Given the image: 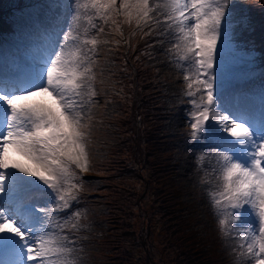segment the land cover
Segmentation results:
<instances>
[{
	"label": "snow or ice",
	"instance_id": "1",
	"mask_svg": "<svg viewBox=\"0 0 264 264\" xmlns=\"http://www.w3.org/2000/svg\"><path fill=\"white\" fill-rule=\"evenodd\" d=\"M237 5L238 0L56 4L68 11V17L48 32L47 56L24 79L0 83V248H17L19 264H79L83 252L79 241L87 239L80 235L88 227L82 223L86 209L60 214L80 203L88 183L83 174L92 170L91 122L98 107L95 98L101 94L95 85L104 74L97 57L101 45L130 43L138 30L161 37L157 41L161 45L167 42L168 59L183 70L181 102L189 97L192 107L185 136L193 147L204 146L197 155L198 168L205 174L201 183L214 186L210 202L221 235L233 241L236 264H264V109L254 126L252 117L222 109L223 95L217 92ZM257 7L264 11V0ZM114 14L125 20L118 22ZM133 20L135 29L125 39L120 23L131 26ZM110 21L120 39L104 38L111 36ZM44 95L51 100L34 99ZM9 150L26 162L12 160Z\"/></svg>",
	"mask_w": 264,
	"mask_h": 264
},
{
	"label": "rangeland",
	"instance_id": "2",
	"mask_svg": "<svg viewBox=\"0 0 264 264\" xmlns=\"http://www.w3.org/2000/svg\"><path fill=\"white\" fill-rule=\"evenodd\" d=\"M256 1L259 2V0H238L232 20L231 48L224 52L223 83L221 85L218 81L217 87V92L223 95L222 103L226 109L234 113H242L238 112L237 109L245 108L248 117L253 118L254 126H258L257 115L261 111L256 113L252 110L264 109L263 105L258 107V104H264V69L255 70L254 67H251L242 74L236 72L232 77H228L226 69L228 71L240 70L235 63V60L240 58L239 54L236 56L237 48L245 50L246 48L243 47L246 43L255 47L256 41L264 42V37L261 35L264 33V11L253 8L251 3L254 5ZM64 2L66 0H0V17L6 24L9 22V27L16 33L12 36V31L7 34L5 30L4 34H1L3 37L11 39H8L9 42L5 41V52L0 50V71L6 75H25L26 72L29 74L43 56H47L49 43L41 59L31 57L32 47L25 49L23 45L27 44V41L33 37L34 27L46 30L51 26L53 27V24L62 25L66 22L67 10L63 7H56V4ZM45 6L49 8H45ZM245 16L247 19L244 18ZM113 18L118 22L125 20L124 16L117 17L115 14ZM95 22L102 23L98 20ZM83 23L84 26L88 27L86 20ZM109 25L112 29L111 36L104 38L119 39L120 37L115 33L116 25H111V21ZM109 25H105L106 32L109 31ZM132 26H135L134 20L131 26L127 23H120L123 30ZM244 29L247 30L242 33ZM90 31L94 30L90 29ZM130 33L124 34V38L129 39ZM140 34L142 39L143 36L150 39L144 44L146 47L152 45L146 52H143L144 56L148 58L145 64L153 73L154 80H156L155 85L164 93L161 102L164 104L162 106L164 111L166 110L161 114V120H156L152 126L151 123H148L143 127L146 126L151 130L152 139L157 144L156 146L162 150V160L169 162L164 165L162 177H160L159 173L152 174L148 166L134 160L136 165L131 169L134 173L132 177L127 180H124L125 178H111L110 181H106L107 184L109 182L111 188L102 181L105 188H99L98 193H96L97 196L88 195L86 196L87 200L81 199L79 204L74 203L65 213L60 214L61 217H64L74 210L86 209L87 219L82 220V223H86L88 227L82 229L80 235L86 236L87 239L79 241V245L83 248L82 259L79 264H226V258L229 259L227 264H236V255L232 251L233 241L230 237L221 235L218 217L210 202L209 191L214 186L210 183H201L205 174L203 170L198 168L197 155L198 152L204 150V146L198 144L197 147H193L185 136L188 131L187 114L192 110V107L187 103L191 99L189 97H183L184 102H181V91L184 85L183 70L178 68L175 62L168 59L166 49L170 45L167 42L161 45L157 43L161 37ZM127 44L123 45L126 46ZM110 45H101L103 51L97 57L99 65L104 68V74L97 77L95 87L101 94L95 98L98 101V107L93 109L94 119L91 122L93 129L89 152L93 157L92 160L95 161L94 168H99L101 161L106 157L107 160L110 158L109 154L106 156V152H104V147L108 142L106 140H109L110 137L107 135L111 130L106 119L114 112L119 114L118 108L114 105L117 97L111 94L114 93L113 86L118 77L115 72L117 60L112 59V51L108 52V49L111 48ZM14 50L19 52L14 53ZM261 52L262 54L257 61L264 59V50L261 49ZM256 53L260 52L256 51ZM14 54L23 57L26 55L27 57L19 58L17 61L2 60V57L7 55L11 56L9 59H13L12 55ZM135 76L136 73H133L134 79ZM101 79L103 83H100ZM235 81L240 83L227 86ZM234 89H245V91L232 94ZM245 94L249 97L248 101L245 99ZM112 96H114L113 99ZM118 97H122L121 93ZM34 99L51 100L47 95L36 96ZM106 100L112 101L105 104ZM137 100L139 103L140 100ZM118 116L120 117V115ZM132 116H137V114L133 112ZM208 123L210 124L212 121ZM131 125V122H125L121 128H127ZM215 127L219 129L220 126L217 124ZM133 128L134 133H136V126L134 125ZM157 129L160 130L159 133ZM156 133L158 139L155 137ZM127 135L130 134L126 133L125 136ZM223 135L228 136L227 133H223ZM112 136L113 134H111V139H114L115 136ZM228 139L234 138L228 137ZM165 144L167 148H164ZM220 150H223V146H220ZM9 156L14 161L26 162L23 157L11 150H9ZM118 166L116 165L114 169H118ZM204 167L207 168V161L204 162ZM10 171L15 172L16 170L10 169ZM17 175L23 174L17 172ZM86 175L89 176V178H85L86 181L98 185L99 181L109 174L104 171L96 173L95 170L87 172ZM29 179L35 178L29 177ZM207 179H212V177H207ZM162 195L167 200L165 203L168 205V207L166 206L168 208L166 213L170 212L169 204L172 203L173 199V204L181 208L189 218L190 225L206 230L203 232L206 239L205 244L203 241L199 246L194 241H185L180 230H183L184 219L177 225V230L172 226V219H168L172 218V214H167L168 216L164 220V211L159 208ZM104 199L109 201L108 206L104 203ZM90 202L93 205H86ZM181 238L186 244L182 245ZM100 240H102V244L98 246ZM20 260L19 253L9 258L11 264H19ZM28 264H34V262H28Z\"/></svg>",
	"mask_w": 264,
	"mask_h": 264
},
{
	"label": "trees",
	"instance_id": "3",
	"mask_svg": "<svg viewBox=\"0 0 264 264\" xmlns=\"http://www.w3.org/2000/svg\"><path fill=\"white\" fill-rule=\"evenodd\" d=\"M260 2L261 0H259V2L256 1L254 5L253 3H251V5L253 6V8L259 9L257 5ZM4 23L5 21H3L2 18L0 17V34L4 32V28H3ZM128 32L132 33L133 31L128 30L125 32V34ZM261 35L264 37V33H262ZM131 36L132 38H130V43H128L126 46L121 45L117 47L114 43L111 44L110 46L112 49V53H111L112 59H114V61L115 59L117 60V62H115L117 66L115 68L116 70L115 72L118 77V79L115 81L116 83L113 86L114 93L111 94L117 97L114 105H116V107L118 108L117 111L119 114H115L114 112V114H110L108 116V119H106V122L109 123L111 130L108 132L107 135L108 137L109 136L110 137L109 140H106L108 142L104 147V152H106V156L109 154L110 156L109 160H107L106 157L104 160L101 161L100 163L101 166H99V168L97 167L94 168L95 161L92 160L93 157L91 153H89L91 168H92L91 171L96 170V173H99L100 171H104V172H108L109 175L105 176L103 180L99 181L98 185L94 183H90V181L86 183L85 184L86 191L81 193V199L84 200L88 199L86 198V196L88 195L97 196L96 195V193H98L97 190L99 188H105L104 184L105 183L107 184L106 181H110L111 178L112 179L125 178L124 180H127L129 177H132L134 173L133 170L131 169L134 168V166L136 165L134 160L138 161L144 166L145 165L148 166L149 169L152 171V174L159 173L160 177H162V171H163L162 169H164V165L165 164L167 165L169 162L166 160H162L163 158L162 150H160V148L156 146L157 144H155L154 140L152 139V133L150 132L151 130L146 128V126L145 128L143 127L145 124L148 123H151L152 126L154 125L153 123L156 120L157 121L161 120V114H163L166 111V110L164 111L162 107L164 106V104L161 102L163 100L164 93L160 90L158 86L155 85L156 80H154L153 73L151 69L148 67V65L145 64L148 61V58L147 56H144L143 53L146 46L144 45V40L142 39L141 34L136 33ZM243 48L244 49L246 48L245 50H247L246 51V55L248 56L247 62L252 63L255 61V59L258 58V55L255 52L261 49L264 50V42L256 41L255 47H251L250 44L246 43ZM261 63H263V61ZM257 65L260 64L257 62ZM133 73H136L135 79L133 77ZM121 88L123 89V92L120 93L123 98L118 97V95H116V93L119 92ZM114 96H112V99ZM137 99L140 100L139 103ZM133 112H135L137 116H132ZM118 115H120V117ZM125 122H129V123L131 122L132 125L127 128H121V126H124ZM134 125L137 128L136 133H134L135 132L133 128ZM130 129L132 131H128ZM157 131L159 133L160 130L157 129ZM126 133L130 135L125 136ZM111 134L115 136L114 139H111ZM155 137L157 138V133L155 134ZM164 148H167L166 144L164 145ZM169 158H170V153H169ZM116 165H119L118 169H114ZM86 174L87 173L83 174V178H87V177L89 178V176ZM102 181L104 182V184ZM108 184L107 187L111 188L110 184L109 185ZM172 197L174 198V196ZM103 201L108 206L109 201L107 199H104ZM166 201L167 200L162 195L159 202L161 206L159 208H161L164 211V216H165L164 220H166V216H168L167 214L169 215L172 214V218L170 217L168 219L170 220L172 219V226H174L175 229L177 230L178 228L177 225H179V223H181L184 219L185 222H184L183 230L180 228L179 229L182 231L181 235L182 237L184 235L185 241L186 242H188L189 240L194 241L199 246H201L203 241L205 244L206 239L203 234L205 229L195 228L192 226V224L190 225L188 220L189 218L187 217V215H185L184 211H182L181 208H178L175 206V204H173V199H172V203L169 204L171 208L170 212L166 213L165 211L168 210V208H166V206L168 207V205L165 204ZM89 204L93 205L92 202H90ZM185 241L182 239L181 241L182 245L186 244ZM101 244H102V240H100L98 246ZM225 261L226 264L229 263V259L226 258Z\"/></svg>",
	"mask_w": 264,
	"mask_h": 264
},
{
	"label": "bare ground",
	"instance_id": "4",
	"mask_svg": "<svg viewBox=\"0 0 264 264\" xmlns=\"http://www.w3.org/2000/svg\"><path fill=\"white\" fill-rule=\"evenodd\" d=\"M68 12V11H67ZM64 16V15H63ZM23 51V50H22ZM43 58H44V56H43ZM22 78H24V77H22L21 75H19V74H13V76H11L6 82H2L3 84H7V83H13L14 81H18L19 79H22ZM241 91H245V89H234V91L232 92V94H234V93H239V92H241ZM245 99L248 101V99H249V97H248V95H246L245 94ZM261 105H263L264 106V104H258V107H261ZM252 106V105H251ZM221 108L222 109H226V107L224 106V104L222 103V105H221ZM237 111L238 112H241V111H239L238 109H237ZM252 111H255L256 113H259L260 111H261V108H256V109H254V110H252ZM242 113H243V111H242ZM252 113V112H251ZM245 115V117L247 116L248 117V114L246 113V114H244ZM211 124V123H210Z\"/></svg>",
	"mask_w": 264,
	"mask_h": 264
}]
</instances>
